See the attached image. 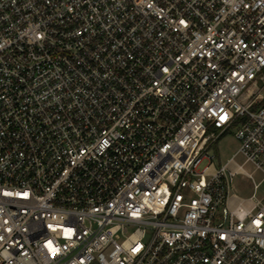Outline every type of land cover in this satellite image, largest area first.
I'll list each match as a JSON object with an SVG mask.
<instances>
[{"label": "built area", "instance_id": "2783aa9c", "mask_svg": "<svg viewBox=\"0 0 264 264\" xmlns=\"http://www.w3.org/2000/svg\"><path fill=\"white\" fill-rule=\"evenodd\" d=\"M263 183L264 0H0V264H264Z\"/></svg>", "mask_w": 264, "mask_h": 264}, {"label": "rangeland", "instance_id": "374dc122", "mask_svg": "<svg viewBox=\"0 0 264 264\" xmlns=\"http://www.w3.org/2000/svg\"><path fill=\"white\" fill-rule=\"evenodd\" d=\"M234 132L235 131L233 130L229 131L219 139L217 144H215L213 150H215L219 158L217 165L226 164L233 156H235V160L238 164H243L244 158L240 154H237L240 147V141L235 137ZM244 168L247 171L252 170V167L249 164L244 165ZM254 179L258 182L262 179V175L260 173H255ZM263 190L264 183L257 193L261 195ZM231 192L244 198L250 197L254 192V183L244 174H237L233 180Z\"/></svg>", "mask_w": 264, "mask_h": 264}]
</instances>
